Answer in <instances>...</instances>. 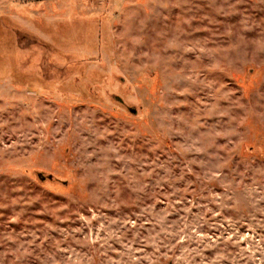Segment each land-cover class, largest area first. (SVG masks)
Masks as SVG:
<instances>
[{
  "label": "rangeland",
  "instance_id": "obj_1",
  "mask_svg": "<svg viewBox=\"0 0 264 264\" xmlns=\"http://www.w3.org/2000/svg\"><path fill=\"white\" fill-rule=\"evenodd\" d=\"M0 264H264V0H0Z\"/></svg>",
  "mask_w": 264,
  "mask_h": 264
},
{
  "label": "trees",
  "instance_id": "obj_2",
  "mask_svg": "<svg viewBox=\"0 0 264 264\" xmlns=\"http://www.w3.org/2000/svg\"><path fill=\"white\" fill-rule=\"evenodd\" d=\"M76 18H78V19H81L82 17L81 16H79V15H76ZM41 21H43V19H41ZM39 177L44 181L45 180V176H43L42 174H40L39 175Z\"/></svg>",
  "mask_w": 264,
  "mask_h": 264
}]
</instances>
